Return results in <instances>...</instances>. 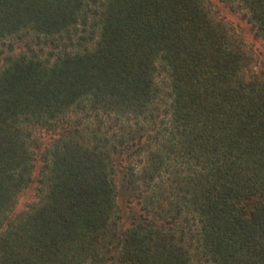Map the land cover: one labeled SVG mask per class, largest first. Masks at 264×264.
I'll return each mask as SVG.
<instances>
[{"label":"trees","instance_id":"1","mask_svg":"<svg viewBox=\"0 0 264 264\" xmlns=\"http://www.w3.org/2000/svg\"><path fill=\"white\" fill-rule=\"evenodd\" d=\"M221 1L264 42V0ZM28 39L0 52V264H264V77L202 0H0Z\"/></svg>","mask_w":264,"mask_h":264},{"label":"rangeland","instance_id":"2","mask_svg":"<svg viewBox=\"0 0 264 264\" xmlns=\"http://www.w3.org/2000/svg\"><path fill=\"white\" fill-rule=\"evenodd\" d=\"M202 4L206 9L209 17L224 28L230 36L236 40L245 53L247 60L249 62L248 67L244 71L246 77L260 76L264 77V42L254 33L253 28L247 21L246 9L243 6L235 2H223L221 0H202ZM32 44L31 41L24 40V42H13L0 44V52L4 54H9L11 52L19 51L24 48L25 43ZM11 45L13 47L11 48ZM31 48H37V46ZM50 47L44 48V53L49 52ZM0 56V65H1ZM159 77V80H162ZM162 84V81H161ZM46 142L48 138H45ZM43 140V141H44ZM39 159V158H38ZM40 166L39 160L36 162V169ZM36 169L33 174V181L30 186L24 190V192L18 197L17 203L12 211V215H17L18 213L24 212L27 207L37 201V172Z\"/></svg>","mask_w":264,"mask_h":264}]
</instances>
